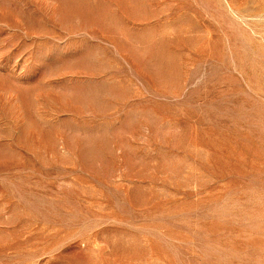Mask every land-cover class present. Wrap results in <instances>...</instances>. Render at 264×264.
<instances>
[{
    "label": "rangeland",
    "instance_id": "rangeland-1",
    "mask_svg": "<svg viewBox=\"0 0 264 264\" xmlns=\"http://www.w3.org/2000/svg\"><path fill=\"white\" fill-rule=\"evenodd\" d=\"M0 264H264V0H0Z\"/></svg>",
    "mask_w": 264,
    "mask_h": 264
}]
</instances>
